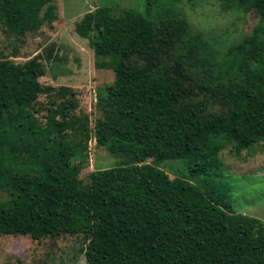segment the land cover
Segmentation results:
<instances>
[{
    "label": "trees",
    "instance_id": "16d2710c",
    "mask_svg": "<svg viewBox=\"0 0 264 264\" xmlns=\"http://www.w3.org/2000/svg\"><path fill=\"white\" fill-rule=\"evenodd\" d=\"M218 1L258 22L217 62L199 54L183 18L151 19L153 0L147 14L97 6L75 23L95 66L113 73L95 92L92 138L123 158L85 182L91 135L69 113L74 91L38 81L49 51L0 57V234L78 236L86 264H264V224L233 211L215 173L225 144H264V0ZM53 3L0 0L2 30L20 40L53 19ZM169 159L184 160L189 179L156 166Z\"/></svg>",
    "mask_w": 264,
    "mask_h": 264
},
{
    "label": "rangeland",
    "instance_id": "374dc122",
    "mask_svg": "<svg viewBox=\"0 0 264 264\" xmlns=\"http://www.w3.org/2000/svg\"><path fill=\"white\" fill-rule=\"evenodd\" d=\"M53 5V19L43 22L36 31L26 32L18 41L5 33L0 25V57L22 62L37 53L49 51L42 61L44 72L38 81L55 88L68 86L74 91L76 106L69 113L80 120L86 119L89 138L98 115L95 92L112 81L113 73L108 67L95 66L89 40L79 36L74 25L84 13L97 6H108L112 11L127 7L145 14V0H54ZM148 15L154 20L183 18L187 35L197 36L199 54L216 62L222 60L226 50L258 22L253 11L223 10L218 0H153ZM46 99L44 94L37 98L40 105H37V116L41 121ZM218 158L221 165L215 170L216 179L227 187L233 211L255 217L264 224V144L257 143L239 153H234L231 146L225 144ZM122 159L120 155L109 154L103 146H97L91 135L86 141L83 167L77 176L85 182L91 170L113 166ZM156 166L169 178L189 179L184 160H164ZM81 245L80 237L66 234L39 241L26 235L0 234V264L15 261L20 264H86Z\"/></svg>",
    "mask_w": 264,
    "mask_h": 264
}]
</instances>
